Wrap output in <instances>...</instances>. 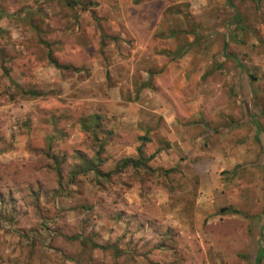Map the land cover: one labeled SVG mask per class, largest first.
Segmentation results:
<instances>
[{
	"label": "rangeland",
	"instance_id": "374dc122",
	"mask_svg": "<svg viewBox=\"0 0 264 264\" xmlns=\"http://www.w3.org/2000/svg\"><path fill=\"white\" fill-rule=\"evenodd\" d=\"M259 240L264 0H0V264H264Z\"/></svg>",
	"mask_w": 264,
	"mask_h": 264
},
{
	"label": "trees",
	"instance_id": "16d2710c",
	"mask_svg": "<svg viewBox=\"0 0 264 264\" xmlns=\"http://www.w3.org/2000/svg\"><path fill=\"white\" fill-rule=\"evenodd\" d=\"M56 66H58V65H56ZM259 130H260V127L257 126V132H259ZM143 164H146V163L144 161H141V157L140 156L138 158H134V159L127 157V158H123L121 160V165L123 167L131 165L133 168H137L139 166H143ZM263 256H264V244L260 241L259 247H258V251H257V254H256V263H259L261 261V259L263 258Z\"/></svg>",
	"mask_w": 264,
	"mask_h": 264
},
{
	"label": "crops",
	"instance_id": "0c3cea01",
	"mask_svg": "<svg viewBox=\"0 0 264 264\" xmlns=\"http://www.w3.org/2000/svg\"><path fill=\"white\" fill-rule=\"evenodd\" d=\"M171 105V104H170ZM162 112V111H161ZM163 114H165V112H163ZM174 121V120H173ZM173 121L172 122H170V123H168L170 126H172V125H174V123H173ZM137 127L139 126L140 127V129H145V130H150V128H151V126H149V125H143V124H135ZM166 134H168V135H170L169 133H166ZM121 135V132L119 131L118 133H115V135H114V142H118V144L121 142V143H124V141H122L120 138H119V136ZM139 134H137L136 136H135V138H134V140H137L138 138H137V136H138ZM173 134H171L170 136H172ZM151 138V137H150ZM140 139V138H139ZM124 158H127V157H124ZM128 158H136V157H134V156H131V157H128ZM129 166H131V165H129ZM126 167H128V166H126ZM132 167V166H131Z\"/></svg>",
	"mask_w": 264,
	"mask_h": 264
}]
</instances>
